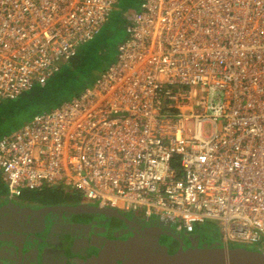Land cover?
Returning <instances> with one entry per match:
<instances>
[{"label":"built area","instance_id":"obj_1","mask_svg":"<svg viewBox=\"0 0 264 264\" xmlns=\"http://www.w3.org/2000/svg\"><path fill=\"white\" fill-rule=\"evenodd\" d=\"M116 0H0V102L46 82ZM218 96V98H217ZM11 195L100 206L264 253V0H141L92 85L0 136Z\"/></svg>","mask_w":264,"mask_h":264},{"label":"flooded vegetation","instance_id":"obj_2","mask_svg":"<svg viewBox=\"0 0 264 264\" xmlns=\"http://www.w3.org/2000/svg\"><path fill=\"white\" fill-rule=\"evenodd\" d=\"M74 194L62 200H10L8 207L0 211V222H4L3 227L10 229L0 234L14 240L17 248L5 244L0 264H118L126 258L137 257V245L132 241L125 242L133 230L128 223L132 222L133 227L149 226L158 219L112 206H102L111 208L107 211L110 216H104L94 213L88 205L77 213L70 211L71 208H62L56 213L41 212V218L36 214L47 206L74 205L75 202L97 204ZM47 217L54 219L51 232L45 229ZM164 225L157 224L154 227H161L160 231L164 234L159 235V243L169 253L181 246L191 245V241H196L198 246L220 245L209 240L204 232L198 234L192 231L190 235L178 231L175 234L170 226Z\"/></svg>","mask_w":264,"mask_h":264},{"label":"rangeland","instance_id":"obj_3","mask_svg":"<svg viewBox=\"0 0 264 264\" xmlns=\"http://www.w3.org/2000/svg\"><path fill=\"white\" fill-rule=\"evenodd\" d=\"M140 2L141 0L115 1L113 4V10L111 11L107 20L102 24L98 34L93 39L83 44L84 53L79 56V62L77 63L78 65L71 66L73 71H77L81 77L84 76L80 81L76 82V92H73L68 87L63 88L62 90L60 88L61 92L59 90L60 93L56 98V104L48 105L49 107L45 106L43 110H49L50 108H53V106L55 107L64 101L70 100L72 96L77 95L81 91L86 82L91 83L115 59L117 54V45L119 42L124 40L126 36L125 26L129 22L132 12L140 8ZM93 40L95 41L96 45L93 48L86 50V47H89ZM33 111L34 110H32V113ZM30 116L31 114L20 112L6 119H1L0 117V135L22 126L25 122L29 121L33 115L31 117ZM56 187H54V192L48 189L37 191L25 190L21 195L19 194L20 196L15 194L13 196L22 199H28L27 196L31 195L40 200H45L51 198L54 193H73L71 186H62L59 189ZM0 189H2L0 193L8 195L9 188L7 184L2 183ZM74 195L78 196V194ZM90 201L92 203H96L94 200L90 199ZM137 212L143 214L141 210H138ZM136 215L140 216L138 213H136ZM151 218L158 219V216L152 214ZM170 229L178 231L175 226L170 227ZM193 232L198 234L204 232L208 236L209 240L219 244L222 243L221 239L224 235L222 223L217 220H205L200 224H195ZM208 242L211 243L210 241Z\"/></svg>","mask_w":264,"mask_h":264},{"label":"water","instance_id":"obj_4","mask_svg":"<svg viewBox=\"0 0 264 264\" xmlns=\"http://www.w3.org/2000/svg\"><path fill=\"white\" fill-rule=\"evenodd\" d=\"M87 205L91 207L90 209L94 213H98L104 216H110L107 211L111 208L102 207L97 204H87L83 202H75L74 205L47 206L40 209L39 212H36V214H38L39 218H41L43 216L41 212H44V214H49V212L56 213V210L62 208H71L72 210L70 211H72L73 213H77L81 211L80 209L85 208ZM1 210L2 209H0V211ZM25 220H23V222ZM53 222L54 219L52 217H47L45 229L49 232H51V230L53 229ZM3 223L4 222H0V227L4 226ZM128 224L133 230L130 232L131 235L129 236V238L127 237L125 239V242H134V244L137 245L138 254L137 257L133 259L126 258V260L118 264H264L263 252L243 244H235L227 247H224L222 244L215 246H198L196 245V241H191V245H188L187 247L181 246L172 253H169L164 248L165 246L163 247L159 243V235L161 233L164 234L162 231H160L161 227L158 229H155L154 227L157 224H160L162 226L164 225V222L155 220L153 222V225H138V227H133L131 225L133 224L132 222H129ZM9 229L10 228L6 227L0 228V233L4 231L7 232ZM17 229L20 228H15V230ZM173 232L175 234H178V231L176 230H173ZM5 244H9L12 248H17L14 240L10 238H4L0 234V256H2V249L4 248ZM19 249L20 247H18V250Z\"/></svg>","mask_w":264,"mask_h":264},{"label":"trees","instance_id":"obj_5","mask_svg":"<svg viewBox=\"0 0 264 264\" xmlns=\"http://www.w3.org/2000/svg\"><path fill=\"white\" fill-rule=\"evenodd\" d=\"M95 45L96 43L93 40V42L89 45V47H86V50L93 48ZM82 46L83 45L80 46V49L77 52V54L73 56L72 58H70L68 61L63 62L59 70L55 72L53 76H51L46 82L42 84H36L29 90L22 92L21 94H19L17 97L13 99H8V100L0 102L1 119H6L20 112L31 114L32 116L38 113L39 111H42L45 106L55 105L57 96L59 95L61 90L65 87H68L73 92H76V86H77L76 82L80 81L84 76L81 77L77 71H73L71 66L78 65L77 63L79 62V56L84 53V46L83 47ZM92 82L91 83L86 82L85 86L81 89V91L78 94H80L86 87L90 86ZM32 110H34L33 113H32ZM57 188L59 189L61 187H57ZM43 190H46V189H43ZM248 247L257 249L256 247H253L250 245Z\"/></svg>","mask_w":264,"mask_h":264},{"label":"crops","instance_id":"obj_6","mask_svg":"<svg viewBox=\"0 0 264 264\" xmlns=\"http://www.w3.org/2000/svg\"><path fill=\"white\" fill-rule=\"evenodd\" d=\"M113 10V9H112ZM125 28H126V26H125ZM126 37V36H125ZM125 39V38H124ZM117 50V49H116ZM117 55V54H116ZM116 58V57H115ZM115 60V59H114ZM113 60V61H114ZM112 61V62H113ZM109 66V65H108ZM107 66V67H108ZM106 67V68H107ZM105 68V69H106ZM104 69V70H105ZM98 77V76H97ZM96 77V78H97ZM95 78V79H96ZM95 81V80H94ZM93 81V82H94ZM92 82V83H93ZM36 85V84H35ZM34 85V86H35ZM92 85V84H91ZM5 101V100H4ZM58 106V105H57ZM56 107V106H55ZM51 109V108H50ZM42 111H44V110H42ZM39 112H41V111H39ZM33 117V116H32ZM31 117V118H32ZM13 131V130H12ZM8 133V132H7ZM1 136V135H0ZM2 183H4V184H6V182L4 181V179H3V177H2V174H1V172H0V186L2 185ZM54 187H56V186H54V185H44V186H42V187H39V188H37V189H23L22 191H21V193H20V195L25 191V190H43V189H48V190H52L53 192H54V190H55V188ZM57 188V187H56ZM58 189V188H57ZM2 189H0V191H1ZM9 190V189H8ZM58 192V191H57ZM74 193V192H73ZM73 193L72 194H67V193H54V197L52 196L51 198H48V199H45V200H47V201H49V200H62V199H66L67 197H70V195H73ZM76 194V193H75ZM20 195H18V196H20ZM78 196H80V195H78ZM27 198L28 199H22V198H17V197H15V196H13V195H11L10 194V192L8 193V195H5V194H3V193H0V209H2V208H4V207H8L7 206V203L10 201V200H16V201H19V200H22V201H34V200H37L38 198H36V197H34V196H31V195H28L27 196ZM222 244V243H221Z\"/></svg>","mask_w":264,"mask_h":264},{"label":"clouds","instance_id":"obj_7","mask_svg":"<svg viewBox=\"0 0 264 264\" xmlns=\"http://www.w3.org/2000/svg\"><path fill=\"white\" fill-rule=\"evenodd\" d=\"M257 250V249H256Z\"/></svg>","mask_w":264,"mask_h":264}]
</instances>
